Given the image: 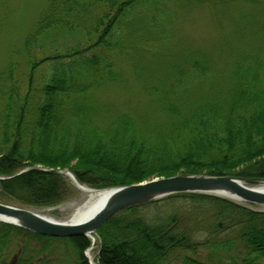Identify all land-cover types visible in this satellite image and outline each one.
Listing matches in <instances>:
<instances>
[{"label":"trees","instance_id":"trees-1","mask_svg":"<svg viewBox=\"0 0 264 264\" xmlns=\"http://www.w3.org/2000/svg\"><path fill=\"white\" fill-rule=\"evenodd\" d=\"M193 1L245 2L264 12V0H50L25 41L29 70L13 62L0 75V202L36 209L73 198L69 177L50 168L70 170L94 188L178 174L264 180L258 55L236 62L231 83L200 101L192 100L200 90L194 82L208 79L212 67L199 60L168 89L152 88L150 101L167 121L153 115L142 123L128 114L100 120L88 102L91 91L121 79L136 50L131 35L147 50L168 44ZM255 19V37L263 39L264 17ZM60 33L74 44L46 48L44 37ZM181 91L186 99L179 100ZM96 238L99 264H264V210L216 194L175 193L118 211ZM60 245L73 264H90L87 236H45L0 221V264H56Z\"/></svg>","mask_w":264,"mask_h":264},{"label":"rangeland","instance_id":"rangeland-1","mask_svg":"<svg viewBox=\"0 0 264 264\" xmlns=\"http://www.w3.org/2000/svg\"><path fill=\"white\" fill-rule=\"evenodd\" d=\"M49 4L50 0H0V75L13 62L21 71L29 70L25 41L35 30ZM185 6L182 7L184 9L175 26L176 31L168 44L147 50L137 42V32L131 35L130 39L136 41V50L134 56L123 63L121 79L94 89L88 97L90 107L96 110L98 119L107 121L116 115L128 114L142 123L148 119L154 120L155 116L167 121V118L157 111V104L151 103L149 93L155 87L156 90L168 89L167 86L177 82V77L183 70H191L194 65L191 61L199 60L212 67V75L208 79L201 78L194 82V86L200 85L199 95L194 91L192 100L195 101H200V95L206 97L215 94L214 92L220 94L225 85L231 83L230 78L232 80L234 74L232 69L236 62L242 63L244 58L254 54L264 61V38L255 37L259 31L258 26L261 25V22L256 24L255 18L259 16L262 20L264 17V12L259 15L262 7L259 9L245 2L221 7L215 4L201 5L194 1ZM44 41L46 48L57 47V50H63L66 46H72L75 38L60 33L55 40L45 36ZM36 54L38 53L32 52V56ZM134 63L138 66V71L136 65L133 67ZM179 66L182 67L176 69ZM159 80L167 82H158ZM186 95H189L187 91L177 94L179 100L186 99ZM70 180L73 183V180ZM73 185L76 191L73 198L36 210L57 221L69 220L85 197L75 183ZM257 207L264 208L262 205ZM98 249L96 240L86 251L88 260L92 257L95 261ZM66 250L64 245L57 248L56 264L74 263L73 256ZM15 255L11 258L16 257ZM262 261L264 263V259Z\"/></svg>","mask_w":264,"mask_h":264},{"label":"water","instance_id":"water-1","mask_svg":"<svg viewBox=\"0 0 264 264\" xmlns=\"http://www.w3.org/2000/svg\"><path fill=\"white\" fill-rule=\"evenodd\" d=\"M49 170L66 174L76 184L78 182L74 174L68 170L52 168ZM260 183H264V181L232 176L194 174L162 176L140 183L108 188L109 195L104 205L92 216L77 222L57 221L37 210L2 202H0V221L18 225L45 236L91 237L94 236L100 226L118 211L175 193H212L236 201L264 206V191L256 189ZM86 256L89 257L87 254ZM89 263L94 264L91 260Z\"/></svg>","mask_w":264,"mask_h":264},{"label":"bare ground","instance_id":"bare-ground-1","mask_svg":"<svg viewBox=\"0 0 264 264\" xmlns=\"http://www.w3.org/2000/svg\"><path fill=\"white\" fill-rule=\"evenodd\" d=\"M77 188L83 193L85 197L84 200L75 208L72 217L69 220L65 221L66 223L77 222L92 216L104 205L109 195L108 189H93L79 182H77ZM256 189H261L262 191H264V183H260L258 187H256ZM91 238L95 243L96 240L94 239V236H91ZM91 260L94 264H97L92 257Z\"/></svg>","mask_w":264,"mask_h":264}]
</instances>
